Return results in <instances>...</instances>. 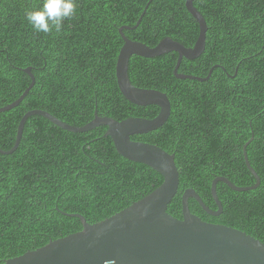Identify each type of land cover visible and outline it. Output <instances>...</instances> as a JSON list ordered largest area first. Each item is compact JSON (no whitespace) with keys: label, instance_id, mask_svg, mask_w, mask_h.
Returning <instances> with one entry per match:
<instances>
[{"label":"trees","instance_id":"trees-1","mask_svg":"<svg viewBox=\"0 0 264 264\" xmlns=\"http://www.w3.org/2000/svg\"><path fill=\"white\" fill-rule=\"evenodd\" d=\"M150 0H76V14L60 32L36 33L26 10L41 0H0V107L17 100L31 84L23 69L31 67L34 87L15 108L0 113V148L11 149L24 114L43 109L63 121L83 126L95 112L117 120L155 117L157 105H137L121 93L116 62L124 43L119 28L137 24ZM132 40L156 45L170 36L192 47L199 23L186 0H152ZM208 30L206 48L195 59L178 53L133 55L129 76L139 87L165 92L171 102L167 121L133 140L156 144L175 155L179 189L168 212L182 218V195L194 188L217 209L211 194L215 177L238 186L256 178L244 158V145L260 185L235 191L217 184L223 212L214 216L194 198L191 211L203 220L228 225L264 242V0H195ZM107 126L67 131L40 115L30 116L17 150L0 153V260L20 256L103 220L150 194L163 176L146 164L118 153L105 136Z\"/></svg>","mask_w":264,"mask_h":264},{"label":"water","instance_id":"water-1","mask_svg":"<svg viewBox=\"0 0 264 264\" xmlns=\"http://www.w3.org/2000/svg\"><path fill=\"white\" fill-rule=\"evenodd\" d=\"M150 0L149 2H151ZM195 0H186L188 11L199 23V36L192 47L167 36L154 46L132 40L124 29L140 24L149 2L133 27L123 25L119 33L124 40L116 62V77L121 93L137 105H157L159 113L153 118L132 116L117 120L101 116L95 112L93 120L83 126L69 124L54 114L33 109L24 114L18 129L14 146L9 150L0 148L2 154L14 153L20 145L25 123L32 115H40L53 124L70 132H86L99 126H107L105 136L111 137L116 150L123 157L148 165L163 176V182L150 194L132 203L115 214L90 223L81 214H70L81 219L83 228L67 236L51 240L35 250L5 260L6 264H264V242L243 230L203 220L189 207V199L194 198L208 214L218 216L223 212V204L217 192V184L222 181L235 191L257 188L261 179L251 166L244 145L245 162L256 178L252 186H238L225 176L214 178L211 194L217 209L208 206L194 188H187L182 195V218L168 212V206L176 196L180 173L175 155L160 146L133 140L131 136L149 133L161 127L171 112L168 95L156 88H144L132 83L129 76V61L133 55L155 57L169 52H177L178 59L174 75L179 79L203 78L179 72L182 59H195L206 48L208 24L202 13L194 6ZM32 78L31 84L14 102L0 107V113L18 106L34 87L35 76L31 67L23 69Z\"/></svg>","mask_w":264,"mask_h":264},{"label":"clouds","instance_id":"clouds-1","mask_svg":"<svg viewBox=\"0 0 264 264\" xmlns=\"http://www.w3.org/2000/svg\"><path fill=\"white\" fill-rule=\"evenodd\" d=\"M76 0H41L40 6L26 10L25 19L36 33L60 32L63 22L76 14ZM0 264H6L0 260Z\"/></svg>","mask_w":264,"mask_h":264}]
</instances>
